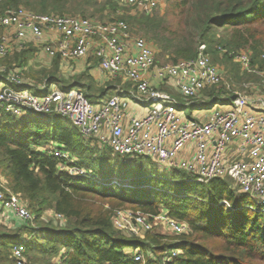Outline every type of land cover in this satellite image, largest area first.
<instances>
[{
  "label": "trees",
  "instance_id": "16d2710c",
  "mask_svg": "<svg viewBox=\"0 0 264 264\" xmlns=\"http://www.w3.org/2000/svg\"><path fill=\"white\" fill-rule=\"evenodd\" d=\"M167 3L163 17H128L134 25L146 27L144 31L155 47L158 62L194 59L199 47L206 45L215 65L223 66L229 60L220 55L221 48L247 51L252 64L264 68V0ZM117 5L111 0L100 4L95 0H5L0 4V14L25 6L39 14L81 15L103 21L107 12H118L113 10ZM36 53L31 46L5 61L25 66ZM59 63L55 59L51 69L41 70L40 78L36 72L28 76L53 83ZM91 84L73 87L89 95ZM110 91L100 89L107 95ZM52 145L68 151L78 167L110 181L103 186L71 178L61 171L62 161L48 153L47 147ZM114 156L117 169L109 173L92 171L101 159L109 165ZM129 158L92 145L68 118L31 113L26 120H19L0 115V170L8 187L27 203L35 216L34 223L40 227L36 231L19 219L12 221L13 228L0 223V264H17L13 250L19 245L24 246L27 264H264V211L244 205L247 195L233 191L229 180L208 184L188 181L178 192L159 186L155 181L162 180L155 177L156 172L145 178L147 169L132 168L133 164H127ZM130 178H138L133 181L135 186L127 184ZM168 178L170 182L174 179ZM116 209L148 215L165 211L188 224L189 231L166 237L155 225L142 238L129 237L113 227ZM48 212L59 218L58 224L44 221ZM175 250L178 255L173 256ZM136 253L147 260L135 261Z\"/></svg>",
  "mask_w": 264,
  "mask_h": 264
},
{
  "label": "built area",
  "instance_id": "2783aa9c",
  "mask_svg": "<svg viewBox=\"0 0 264 264\" xmlns=\"http://www.w3.org/2000/svg\"><path fill=\"white\" fill-rule=\"evenodd\" d=\"M119 2L143 16H152L166 0ZM0 29V59L7 58L12 47L20 49L34 42L49 58L66 62L92 54L107 82L121 81L113 88L114 95L94 104L75 87L47 92L44 85L40 87L43 96H35L23 89L22 73L14 70L8 80L16 88L0 91V104L7 114L21 117L30 112L68 118L87 141L100 149L109 148L120 157L157 161L160 167L187 174L191 183L229 180L238 194L251 195L264 211V96H259L264 94V69L252 64L250 53L218 49L245 73L260 78L258 85L245 86L255 94L230 95L231 85L224 81V70L213 63L206 45L199 47L194 59L158 62L156 50L144 38L135 36L124 20L100 22L80 16L37 14L20 7L0 14ZM1 72L0 78L6 70ZM127 84H131L129 89L124 87ZM217 101L224 105L216 107ZM203 102L213 104L210 113L199 110L188 115L184 110ZM48 153L62 161L61 171L71 178L107 185L108 180L78 167L76 159L63 148L51 146ZM6 213L35 226V216L27 204L0 188V223L6 221ZM112 223L129 237L144 235L155 225L172 235L189 231L188 224L165 211L148 215L116 209ZM13 254L17 264L26 263L23 245ZM172 255H178V251ZM134 259L143 261L144 257L136 253Z\"/></svg>",
  "mask_w": 264,
  "mask_h": 264
},
{
  "label": "rangeland",
  "instance_id": "374dc122",
  "mask_svg": "<svg viewBox=\"0 0 264 264\" xmlns=\"http://www.w3.org/2000/svg\"><path fill=\"white\" fill-rule=\"evenodd\" d=\"M95 1H97L98 4L105 2L103 0H95ZM111 1H113L114 6H115V3L118 4L117 5L118 6L117 9H116V7H113V10H115V11L117 10L118 11L116 14L112 15L111 13L107 12L106 18L103 21H101L99 17H88V18H91V19H94V20L100 21V22H112L114 20H119V19L123 18L124 21H126L128 23V25L130 26L131 31L133 32V34H135V36L144 38L148 42L150 47H152L154 49L155 47L152 45V42L149 41V36L147 37V32L144 31V29H146V27L142 26L141 24H135L134 25L133 21H128V17H138V18L143 20L145 18H148L149 16H143L139 12H137L134 9H131V8H127V7L123 8V6L120 5L119 0H111ZM167 6H168V3H167V0H166V2H164V4L162 5L161 9L156 11V13H154L151 17H157V18L163 17L165 15V13H166ZM22 7L26 8L25 6H22ZM48 15H57V14H48ZM66 15L67 16H72L70 14H66ZM79 16L82 17L81 15H73L72 17H79ZM27 45H29V44H27ZM29 47H31V45H29ZM219 53H223V52L220 51ZM250 57H251V55H250ZM1 62L3 63V62H6V61L1 60ZM160 62H165V61H160ZM13 65H15L16 67L18 66L17 63H13L10 66L12 67ZM218 66L222 70H224V73H223L224 81L227 82L229 85H231V90H228L230 95H236V93H241L242 94L244 92H247L249 94H255L256 93L255 90H251V89H246L245 88V86L248 85V83L251 84V85H258L259 84L257 79H260V78L256 74H254L255 76L248 74V75L253 76V77H250V76L246 75L247 73H245L243 71L242 67L239 64L235 63L233 59L232 60L231 59L227 60V62L224 63L223 66H221V65H218ZM19 67H24V66H19ZM24 68H22V69H24ZM260 69H264V68H260ZM27 70L30 71L31 69L28 68ZM55 71H57V69ZM42 73L43 72L41 70H36L35 76L37 74H39L36 77L40 78L42 76ZM54 73H55V79H54L55 82L54 83H56V85L58 86L59 90L62 89L60 87L61 83H64L65 87L70 88V85L73 84V83L77 84L78 80L82 81L80 83L86 82V85L87 84L89 85L92 82L91 78H89V76H85V75L82 78H81V76H76L74 78L71 77L70 79H66L64 77L63 73H61V72H54ZM28 74H31V73L30 72H26V71L23 73V77L26 78V81H27L28 78H30V77H28ZM38 78H37V80H35V83H36L35 86H33V88L31 87L28 90H29V92L31 94H33L35 96H43L42 91L39 89V87L37 88V85L41 84V83H44V80L43 79H38ZM248 79H250V80H248ZM108 84L110 86H118V85H121V81L120 80L112 81V82H108ZM90 86H91L90 94L87 95L85 92L84 93H85V96L89 99V101L91 103L92 102L98 103L102 99L109 98L111 96V94H112V93H109L107 95V94L100 93V89L94 84V82ZM124 87L127 88L125 85H124ZM165 87L168 88V85H165ZM224 89L227 90L226 88H224ZM219 95H221V94H219ZM224 95L227 96L226 93H224ZM259 96H264V94L259 95ZM178 99H180V98H178ZM215 105H216V107H222L224 105V103L221 102V101H217L215 103ZM212 108H213V104H210V102H203V103H201V106H199L198 104H194V105H192L190 107H185L184 110H185V112L188 115H190L192 112H196L197 110H202V111H204L206 113H210L212 111ZM106 150H108V149H106ZM108 156L109 155L106 154L107 158H108ZM110 158H111V160H110V164L109 165H108V163L106 162L105 159H101L93 167L92 171L96 172V173L97 172H102V171H104L105 173H109L110 171H112L114 169H117V165H118L117 159H115V156L114 157H110ZM129 159H130V162H127V164L128 163L130 165L133 164L131 166L132 168L142 167V168H146L147 169V172H149V173H147L148 177L144 176L145 178H151L153 175L157 174V176H155V177L161 179L162 181H155V182L157 184H159V186H161L163 188L172 189L174 191H178L179 192L183 187L186 186L185 183H188L187 174L178 173V172L172 171L170 169H166L165 167H160V164L157 161L147 160V159H140V158L135 159L134 157H130ZM60 165H62V163ZM83 169H85V168H83ZM152 171L156 172V174H154ZM0 174L3 175L1 170H0ZM133 175H135V173H133ZM159 176L162 177V178H160ZM164 177H166V178H164ZM168 177L174 178L173 181L172 182L168 181L169 180ZM137 179L138 178H130L129 180H127V184L130 185V186L131 185L135 186V184L133 185V183H134L133 181H135ZM109 181H110V179H108V181H106L105 183H108ZM144 188H146V187H144ZM232 190L235 191L237 194L239 193L237 189H233L232 188ZM237 201L239 202L240 198H237ZM244 205H247L248 207H252L254 209V211H260L262 209L259 206L258 201L254 197H252L251 195L247 196V199H246V202L244 203ZM105 208H107V207H105ZM44 221H52L53 224L56 225V224L59 223V218L57 216H55L52 212H48L44 216ZM62 222L65 223V220L62 219ZM34 225H35L34 226L35 230L39 231L40 227L36 224V222L34 223ZM7 226H10V227L13 228V224H10V225H7ZM34 227H33V229H34ZM160 232L166 237L174 236L170 232L166 231L163 228L160 229ZM142 236H143V234H141L140 236H136V237L137 238H142ZM144 260H147V259L144 258ZM25 261H26L25 264H27V258L26 257H25ZM56 261L59 263V259H56Z\"/></svg>",
  "mask_w": 264,
  "mask_h": 264
},
{
  "label": "crops",
  "instance_id": "0c3cea01",
  "mask_svg": "<svg viewBox=\"0 0 264 264\" xmlns=\"http://www.w3.org/2000/svg\"><path fill=\"white\" fill-rule=\"evenodd\" d=\"M32 12H34V11H32ZM34 13H36V12H34ZM37 14H39V13H37ZM2 32H3V29H0V34ZM28 44L31 45V46H33L37 50V53H36V57L34 59H31L29 61V63L24 66L25 68L24 67H19V65L17 67L15 65H13L11 67L10 65L7 64V62H3L2 63L1 60H4L5 61L6 59H9V58H11L12 56H14L16 54H20L23 51L28 50L30 48L29 45H27V46L24 45L20 49L17 48V47H12V50L10 51V55L7 58H5V59H0V70H2L1 73H3V70H6V73L1 74V78H0V91H2L4 89L6 90L7 88H12V89L16 88L8 80V77H9V75H10V73L12 71H14V70L20 71L22 73V77H23V73L25 71L26 72H30L32 74V73L36 72V70H44V69L49 70V69L52 68L54 60L55 59H59V62L60 63H59L58 72L63 73V75H64V77L66 79H70L71 77L74 78L76 76H82V75L89 76V78H91V80L94 82V84L99 89H104V90H110L111 89V91H110V93H112L111 96L114 95L115 90L113 88H115L116 86H110L108 84L107 77L99 71V62H98V59H95L92 56V54H89L88 58H85L83 60L70 61V62L67 61L66 62V61L61 60L58 57H56V58H49L48 56H46L43 53L42 46H38L34 42H31V43H28ZM22 68H24V69H22ZM28 68H30L31 70L30 71L27 70ZM23 81H24V85H25V87L23 89L24 90H27L28 92H29L28 89H30L31 87L33 88V86H35V84H36L35 83V80L32 79V78H28L27 81H26V78L23 77ZM44 85L46 86V91L47 92H52V91H55V90H59L58 89V86L56 85V83H54V82L53 83H50L47 80H44V83L38 84L37 85V88L39 87V89L41 90L40 87H42ZM60 85H61L60 87L62 88V87H64L65 84L64 83H61ZM74 85L84 86V85H86V82L80 83V82L77 81V84L73 83V84L70 85V87H73ZM130 86H131V84H127L126 85V87L128 89L130 88ZM75 88H77V87H75ZM77 89H79V88H77ZM79 90H81V89H79ZM41 91L44 94V91L43 90H41ZM105 99H107V98H105ZM105 99L100 100L98 103L102 102ZM4 108L5 107L2 104H0V115H4V116H7V117L19 119V120H26L29 117V115L31 114L30 112H26L23 116L17 117V116H13V115L7 114ZM197 111H199V110H197ZM52 146H55V145H52ZM47 148H49V147H47ZM0 181H1L0 182V188H5V189L9 190L12 194L17 195L15 193H13L11 191V189L8 187V184H7V181H6L5 177H4V175H1L0 174ZM17 196H19V195H17ZM25 204H27V203L25 202ZM225 204L228 205V203H226V202H225ZM6 214H7L6 215V221L2 222L3 225L5 223L11 224L12 221L17 220V218L14 216V214H11V213H6Z\"/></svg>",
  "mask_w": 264,
  "mask_h": 264
}]
</instances>
